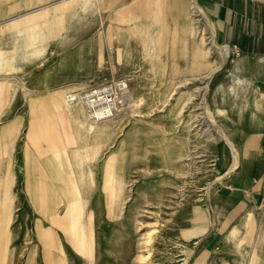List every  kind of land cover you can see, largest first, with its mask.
Masks as SVG:
<instances>
[{"label":"rangeland","instance_id":"obj_1","mask_svg":"<svg viewBox=\"0 0 264 264\" xmlns=\"http://www.w3.org/2000/svg\"><path fill=\"white\" fill-rule=\"evenodd\" d=\"M130 1L93 0L57 13L50 29L42 22L47 34L37 53L3 28L18 15L0 13V49L12 54L0 60V264H58L59 256L63 264H139V257L142 264H264V202L223 229L215 216V202L231 208L240 193L229 183L237 167L227 172L232 147L210 103L214 76L234 56L222 57L226 47L195 12L209 61L222 65L208 81L206 110L197 91L207 70L192 72L180 58L183 73L168 66L161 74L159 27H149L148 38L113 27L114 9ZM108 85L116 87L109 116L95 118L82 99H66ZM117 179L121 211L112 210ZM76 198L81 248L50 220Z\"/></svg>","mask_w":264,"mask_h":264},{"label":"crops","instance_id":"obj_2","mask_svg":"<svg viewBox=\"0 0 264 264\" xmlns=\"http://www.w3.org/2000/svg\"><path fill=\"white\" fill-rule=\"evenodd\" d=\"M92 1L0 0V13L18 15L3 28L25 36L27 51L37 53L41 49L38 45L47 34L45 30L42 32V22L50 29V17L77 8L85 9ZM95 1L108 6L118 2ZM182 1L163 0L172 14H178ZM196 2L211 22L215 42L227 47L229 54L234 56L230 67L214 76V90L210 96L211 107L217 111V126L236 144L240 156V161L234 167L230 163L227 170L230 172L237 167L229 180L231 187L240 190L236 205L224 208L219 202L214 203L219 228L223 229L249 204L264 202V159L261 158L264 155V0ZM110 19L115 23L114 28L159 27V24L148 23L159 20V0H131L115 8ZM11 57L12 54L7 55L0 49V60ZM1 66L7 67V64L1 63ZM65 112L71 115L72 111L67 107ZM212 114L215 119V113Z\"/></svg>","mask_w":264,"mask_h":264},{"label":"bare ground","instance_id":"obj_3","mask_svg":"<svg viewBox=\"0 0 264 264\" xmlns=\"http://www.w3.org/2000/svg\"><path fill=\"white\" fill-rule=\"evenodd\" d=\"M156 2V1H155ZM193 2V4L191 3ZM128 10V9H127ZM203 13L200 6L197 4L196 0H183L179 5L178 14H172L170 12V8H166V4L163 0H159V38L158 40H154V42H159V68L161 69V74H164L169 66L170 72L172 75H177L183 73L184 68L180 67L179 59H188L189 60V70L192 72H203L208 71L206 75L205 84L197 91L198 96L201 99L202 106L207 110V104L205 102V95L207 92L208 81L212 77L215 70L219 68V64H214L209 61V47L206 45V38L204 37V33L202 28H200L196 23L193 15L194 13ZM150 16V15H149ZM156 16V15H155ZM128 17V16H127ZM203 18L206 19V22L212 28L210 20L203 13ZM155 21V20H154ZM128 23V22H127ZM213 29V28H212ZM214 31V30H213ZM149 27L143 26L139 28H134L131 30V34L134 36L136 34H145L148 38ZM157 38V36H156ZM211 41V40H210ZM227 47L222 53V57L226 58L228 55ZM158 57V56H157ZM190 72V71H189ZM200 74V73H199ZM174 77L170 78V83L174 84ZM189 95V94H188ZM186 100V99H185ZM190 101V100H189ZM62 104L63 103H58ZM203 108V110H205ZM210 113V112H208ZM211 116V115H210ZM208 116V118L212 121V118ZM80 128H84L80 126ZM86 130V129H85ZM220 137L226 141V144L232 147V167L237 164L238 154L236 149L234 148L231 141L226 137L221 129ZM207 137L212 139L213 141L217 140L215 137L207 134ZM207 138V139H208ZM218 138V137H217ZM122 184L116 180L113 187V205L112 210L121 211V200L119 199V190ZM69 195H72L70 192ZM77 198L75 201H71L70 207H67L66 213L63 217L56 219H50L55 222L57 226H63L64 229H68L72 234L74 245L78 248H81L84 244V240L81 236V230L78 224V216L80 212V205L78 204ZM56 198L54 197L52 200V207L50 210V214L52 218L56 213ZM56 220V221H55ZM51 241L56 248L58 249V240L54 236L51 237ZM60 254V253H59ZM62 254V253H61ZM142 257H139V264L141 262ZM58 264H63L62 256H59L57 259Z\"/></svg>","mask_w":264,"mask_h":264},{"label":"built area","instance_id":"obj_4","mask_svg":"<svg viewBox=\"0 0 264 264\" xmlns=\"http://www.w3.org/2000/svg\"><path fill=\"white\" fill-rule=\"evenodd\" d=\"M235 55H238L236 52ZM116 87L108 85L98 89H93L82 96L76 94L67 93L66 99L68 101H76L82 99L93 117H106L111 115L116 108Z\"/></svg>","mask_w":264,"mask_h":264}]
</instances>
